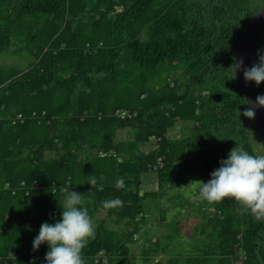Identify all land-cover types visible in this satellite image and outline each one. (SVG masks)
<instances>
[{"label": "trees", "instance_id": "1", "mask_svg": "<svg viewBox=\"0 0 264 264\" xmlns=\"http://www.w3.org/2000/svg\"><path fill=\"white\" fill-rule=\"evenodd\" d=\"M262 5L0 0V264H45L47 246L33 251L32 241L41 223L59 219L67 185L85 198L95 225L82 250L85 264H131L130 246L157 210L150 203L186 173L207 182L236 144L264 155L229 68ZM261 52L264 27L249 67ZM9 54L28 63L7 64ZM163 70L169 75L155 82ZM252 86L264 95V82ZM177 124L187 133L171 138ZM151 179L156 188H144ZM192 195L195 204L178 202L201 215L198 235L207 245L172 252L181 225L158 210L157 229L165 233L145 239L143 263L264 264V210L241 211L230 198L210 203L198 189ZM116 197L122 207H102Z\"/></svg>", "mask_w": 264, "mask_h": 264}, {"label": "clouds", "instance_id": "2", "mask_svg": "<svg viewBox=\"0 0 264 264\" xmlns=\"http://www.w3.org/2000/svg\"><path fill=\"white\" fill-rule=\"evenodd\" d=\"M229 68L232 70L233 78L237 71L242 70L246 83L252 82L259 86L264 82V52L258 55V61L251 67H244L242 59L234 58V63ZM255 104L264 107V95H258ZM242 115L252 119L255 112L253 108L246 107ZM209 176L207 182H193L197 185L202 199L211 203L230 198L241 206V211L264 210V155L250 154L236 144L228 152L227 158L220 160L219 167ZM93 183H95L94 177L90 178L87 184ZM71 186L67 185L62 189L64 195L58 204L59 219L51 223H41L32 241L33 251L38 250L42 244L47 246L44 255L45 264H85L82 250L91 239L95 238V225L85 206V198L81 193L72 190ZM116 186L123 188V180L118 179ZM123 204L124 202L116 197L103 201L102 207L114 209L122 207Z\"/></svg>", "mask_w": 264, "mask_h": 264}, {"label": "rangeland", "instance_id": "3", "mask_svg": "<svg viewBox=\"0 0 264 264\" xmlns=\"http://www.w3.org/2000/svg\"><path fill=\"white\" fill-rule=\"evenodd\" d=\"M22 58L19 55H12L9 54L8 57H6V63L7 64H17L21 67H24L28 60H21ZM167 71L163 70L160 72V74L157 76H154L155 82H158V79H163L166 76ZM171 75L174 73L170 72ZM169 75V74H168ZM185 124H177L175 129L171 130L169 133V136L171 138H179L183 133H187L184 128ZM126 135V133H121L120 135ZM184 135V134H183ZM252 139L255 144V148L258 151L259 154V145L255 139V135H252ZM153 179V178H152ZM149 180L144 183V188L147 189H155L156 186L154 185L153 180ZM195 181H203L206 182L204 175L199 174L198 172H188L183 177V179L180 181V183L175 186L173 189L165 192L163 197L159 199V201L154 205L150 203L151 208H157V210H153V213L151 215H148L146 223L141 228V233L136 239V243L130 246V254L128 262L131 264H145L142 261V251L141 249L148 246V241L145 240L148 237L153 236H161L163 233H165V230L160 231L157 229V222L155 221V217L158 215V210H164V216L166 218V221H178L181 225V231L178 238V241H175L171 244L170 250L172 252H176L175 246H178L181 250L187 251V254L193 252L195 249L201 248L204 245H207L205 241V237H201L198 235V231L201 229V215L194 212L191 207H184L182 204L178 202L180 197H188L190 198L191 204H195L197 201V196L192 195L195 190L198 189L197 185L193 182ZM196 210V209H195ZM161 232V234H160ZM145 243V244H144ZM144 244V246H143ZM146 249V248H145ZM180 250V251H181ZM153 256V253H148L147 257ZM169 256V254H168ZM160 264H164L165 261L163 257ZM150 264V263H148ZM152 264V263H151ZM155 264V263H153ZM213 264V263H210Z\"/></svg>", "mask_w": 264, "mask_h": 264}, {"label": "water", "instance_id": "4", "mask_svg": "<svg viewBox=\"0 0 264 264\" xmlns=\"http://www.w3.org/2000/svg\"><path fill=\"white\" fill-rule=\"evenodd\" d=\"M264 27V0L261 9L253 16L243 31L241 39L238 43L235 59H242L244 67L250 66V60L259 38L261 29ZM238 87L247 102V106L253 108L254 123L256 126L258 140L264 152V107H259L255 104L256 94L252 86V82L246 83L243 79L242 70L235 73Z\"/></svg>", "mask_w": 264, "mask_h": 264}, {"label": "built area", "instance_id": "5", "mask_svg": "<svg viewBox=\"0 0 264 264\" xmlns=\"http://www.w3.org/2000/svg\"><path fill=\"white\" fill-rule=\"evenodd\" d=\"M118 115L123 118L125 114L121 113V114H118ZM20 117H21V115H18V118H20Z\"/></svg>", "mask_w": 264, "mask_h": 264}]
</instances>
